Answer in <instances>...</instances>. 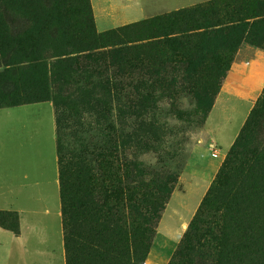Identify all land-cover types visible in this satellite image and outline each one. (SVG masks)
I'll list each match as a JSON object with an SVG mask.
<instances>
[{
    "label": "rangeland",
    "instance_id": "obj_1",
    "mask_svg": "<svg viewBox=\"0 0 264 264\" xmlns=\"http://www.w3.org/2000/svg\"><path fill=\"white\" fill-rule=\"evenodd\" d=\"M183 2L182 17L100 32L90 0H0V107L53 105L59 162L82 159L96 187L113 192L107 227L126 237L133 264L145 263L184 173L207 163L219 168L168 264H264V87L226 154L202 133L237 51L264 54V0H225L206 13L196 9L206 2ZM142 3L145 13L180 4ZM240 18L229 33L201 29ZM195 188L174 197L178 215L164 225L179 231L202 195ZM0 225L15 228V215L0 212Z\"/></svg>",
    "mask_w": 264,
    "mask_h": 264
},
{
    "label": "crops",
    "instance_id": "obj_2",
    "mask_svg": "<svg viewBox=\"0 0 264 264\" xmlns=\"http://www.w3.org/2000/svg\"><path fill=\"white\" fill-rule=\"evenodd\" d=\"M143 1L150 0H90L98 31L165 12L178 13L182 1L193 4L211 0H179L178 6H160L147 13ZM263 87L264 54L249 46L240 48L203 124L202 133L210 149L228 152ZM208 147L212 158L215 152L210 153ZM208 165L187 170L182 176L180 187L165 205L144 264H168L171 260L219 168L218 164ZM188 185L202 195L186 221L179 216V231L172 230L164 225V219L170 212L178 215L170 208L176 195H185ZM180 207L185 210V203ZM0 212L16 217L15 228L0 225V264H66L56 118L48 101L0 108Z\"/></svg>",
    "mask_w": 264,
    "mask_h": 264
},
{
    "label": "trees",
    "instance_id": "obj_3",
    "mask_svg": "<svg viewBox=\"0 0 264 264\" xmlns=\"http://www.w3.org/2000/svg\"><path fill=\"white\" fill-rule=\"evenodd\" d=\"M221 1L225 0L209 2L196 9L206 13L214 10ZM186 13L188 12H178L175 16L182 17ZM246 19L221 21L201 29L214 33L225 30L229 33L242 28ZM124 31V29H118L114 33ZM126 146L123 145V147ZM58 163L59 167L61 163L59 178L66 264H112L111 256L115 254L118 255V264H133L126 237L119 233L116 226V233L112 230V233H109L110 230L107 227L111 222L105 216L106 202L111 199L113 192L105 187H96L95 177L82 159H77L76 164L69 166L63 165V161L58 160ZM68 174L70 177L67 176ZM69 179L74 181V187L70 185ZM68 190H70L69 194ZM114 199L116 200V197Z\"/></svg>",
    "mask_w": 264,
    "mask_h": 264
},
{
    "label": "built area",
    "instance_id": "obj_4",
    "mask_svg": "<svg viewBox=\"0 0 264 264\" xmlns=\"http://www.w3.org/2000/svg\"><path fill=\"white\" fill-rule=\"evenodd\" d=\"M213 155L216 157L217 156V153L215 152Z\"/></svg>",
    "mask_w": 264,
    "mask_h": 264
}]
</instances>
